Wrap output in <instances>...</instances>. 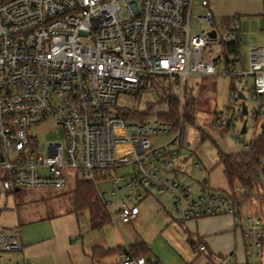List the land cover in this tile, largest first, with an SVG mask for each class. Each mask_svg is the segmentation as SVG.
Instances as JSON below:
<instances>
[{
  "label": "built area",
  "instance_id": "obj_1",
  "mask_svg": "<svg viewBox=\"0 0 264 264\" xmlns=\"http://www.w3.org/2000/svg\"><path fill=\"white\" fill-rule=\"evenodd\" d=\"M193 4L194 0H0V194L59 190L70 180H89L94 199L107 213L108 195L123 193L109 218L129 223L136 219L137 204L153 191L167 193L183 221L231 215L239 224L246 263L257 257L258 264H264V157L251 190L252 199L258 196L253 199L258 212L243 215L241 202L247 199L236 203L235 189L215 190L203 183L194 191L177 179L178 174L189 175L175 147L177 134L158 146L150 141L151 136L178 129L170 120L129 121L110 108L118 93H135L154 78H165L160 86L172 87L175 78L180 83L182 123L185 77L211 79L222 74L239 87L229 89L233 106L215 103L207 123L220 130L231 128L237 141L254 123L262 130L264 45H249L244 66L239 50L232 53L226 47L239 41V32L230 27L220 34L208 1H200L202 12L196 16ZM214 45H221L222 51L215 52ZM47 121L62 128L64 141L41 147L28 129ZM128 164L134 168L126 177L108 175ZM100 181L107 183L106 190L96 188ZM240 191L250 190L241 186ZM123 248L122 264H158ZM196 249L206 248L199 244ZM22 250L19 229L0 228V253ZM1 264L34 262L21 255Z\"/></svg>",
  "mask_w": 264,
  "mask_h": 264
},
{
  "label": "rangeland",
  "instance_id": "obj_2",
  "mask_svg": "<svg viewBox=\"0 0 264 264\" xmlns=\"http://www.w3.org/2000/svg\"><path fill=\"white\" fill-rule=\"evenodd\" d=\"M201 0H194L192 15L196 16L202 12L200 8ZM213 15L214 24L220 34L227 29L235 28L239 32V56L245 66L250 44L264 45V0H207ZM125 16L124 12L120 13ZM194 21L193 23H195ZM221 45H214L215 52L222 51ZM206 56V55H205ZM236 68L240 69V63H236ZM165 78H154L148 81L147 87L135 93H118L115 102L110 106L113 112H121L130 109L131 115H127L129 121L154 120L165 117L167 105L163 102L164 89L160 86ZM173 92L179 96L180 83L172 78ZM168 82V80L166 79ZM230 87L238 88V83L226 75L218 74L211 79L208 77L186 76L183 80L184 97L191 96L197 103V111L193 119H184L177 130L165 134H158L150 137L151 145L158 146L169 141L177 134L175 147L179 158L187 162L186 172L189 175L178 174L177 179L190 185L194 191L200 188L203 183L215 190L230 191L236 190L238 197H241V185L235 181L229 184L222 167L218 163L219 151L226 154L239 153L247 150L246 145L257 136L260 125L254 123V127L240 135L237 141L236 133L231 129L213 128L207 121L212 119L211 108L215 103H222L225 106H233L229 97ZM210 88V91L208 89ZM214 92V97L212 96ZM216 92V95H215ZM210 111V112H209ZM124 114V113H123ZM126 114V113H125ZM126 116V115H125ZM28 135L43 146L50 141H64L63 130L53 121H47L28 129ZM199 164V167L195 166ZM134 168V165L111 169L108 175L127 176ZM74 181L70 180L62 189H21L15 192L0 194V228L11 230L21 225L22 236L25 227H32L34 221L46 218L49 228L58 234V242H66L65 236L70 227L77 225L78 230L72 237V242L77 246V251L82 254L81 247L89 253V244L101 243L107 248L114 249L113 252L101 260L106 264H122L118 250L123 246H130L136 242L143 241L150 249V259H159L161 264H209L207 252L197 251L187 240L186 232L183 230L187 226L188 230L195 229L199 232H209L219 230L220 227H227V234L224 232L214 236V241H210L211 250L220 253L218 259L209 256L214 264H247L244 253V242L239 229L238 222H235L231 215L221 214L198 219L197 224L186 222L184 226L178 224L179 215L172 207L170 196L165 193L158 195L154 191L138 204L139 215L136 220L125 223L118 217L113 221L102 225L99 228L90 227V217L87 209L72 212V189ZM99 191L107 188V183L100 181L96 183ZM121 191H116L113 195H108L111 203L107 210L112 215L120 205L122 197ZM252 199L241 202L243 215L256 214L258 208L252 213L254 204ZM256 207H254L255 209ZM71 213V215H68ZM39 222V221H38ZM34 222V223H38ZM38 225V224H37ZM36 225V226H37ZM40 226V224L38 225ZM46 227V226H45ZM49 229V231H50ZM166 229V230H165ZM162 236L168 243L170 249L158 242H153L157 236ZM81 236V237H80ZM72 252V251H71ZM0 264L9 257H16V253L2 252ZM63 259V264H84V258ZM220 258V259H219ZM223 261V262H222ZM248 264H258V258L249 259Z\"/></svg>",
  "mask_w": 264,
  "mask_h": 264
},
{
  "label": "trees",
  "instance_id": "obj_3",
  "mask_svg": "<svg viewBox=\"0 0 264 264\" xmlns=\"http://www.w3.org/2000/svg\"><path fill=\"white\" fill-rule=\"evenodd\" d=\"M240 42L238 40L230 42L226 47L229 52L235 53L239 50ZM164 97L163 102L167 105V113H165V118L172 122V127L177 129L180 124V109H179V96L173 92L171 87L163 88ZM197 103L191 96L184 98V105L182 109L183 120H192L195 112L197 111ZM124 113V114H123ZM126 113V114H125ZM123 115L132 114L130 109L122 111ZM264 157V124L261 132L255 136L247 150L239 153L226 154L219 151L218 153V163L222 167L223 174L225 175L227 181L230 185L237 181L241 186H247L249 188V193H243L241 197L235 196L236 203H240L241 199H252L253 193L256 186V168L259 163V159ZM72 212H77L82 209H87L90 217V227L96 229L110 221L109 213L99 204L95 197L94 185L89 180L77 179L74 181V187L72 189ZM256 199L258 196L254 195ZM253 199L251 204L253 203ZM259 200V199H257ZM254 204V203H253ZM258 207L256 206L255 210ZM183 220H178L180 226H184ZM187 240L196 249V244L198 241L194 240L192 235L185 229ZM131 249L134 255H143L147 258L149 257L150 249L144 242H136L133 245L127 246ZM114 249H104L101 246H93L90 251V257L94 264H100V259ZM119 256L124 253V248L120 247L118 250ZM221 255V254H220ZM218 254V256H220ZM222 260L224 256L221 255ZM218 258V257H217ZM220 259V258H219Z\"/></svg>",
  "mask_w": 264,
  "mask_h": 264
},
{
  "label": "crops",
  "instance_id": "obj_4",
  "mask_svg": "<svg viewBox=\"0 0 264 264\" xmlns=\"http://www.w3.org/2000/svg\"><path fill=\"white\" fill-rule=\"evenodd\" d=\"M212 94H213L212 96L214 97V92ZM215 95H216V92H215ZM138 204H137L138 214H137L136 218L138 217V215L140 213ZM73 214H76V212H73ZM68 215H71V213H68ZM44 220H46V218H41L38 220L39 222L34 221V222H38V223L32 222V224H35L34 226L25 227L26 229L24 230V236L26 237V240L22 236L21 225L19 224L17 229H19V231H20V236H21V240L23 243V250L20 254H17L18 256L16 255L17 259H19L21 257V255H24L27 259L33 261L34 264H63L64 263L63 259L68 260V259H70L71 255H72L71 259L75 260L77 258L83 257L85 260L84 264H94L91 257H90V251H91L92 247L93 246H101L104 249H107V247H105L101 243L89 244V247H90L89 253L85 252L86 249H84L83 247L80 248L81 252L83 253V256H82V254L77 251V246L75 247V243L72 242V240H71L72 237L76 234V232L78 230L77 225L74 224L72 227L69 228L67 235L65 236L66 242L63 244L62 242H58V234L54 230H51L49 228L50 227L49 223L47 221H44ZM197 221H198V219L189 220V221H185L184 224L186 222H193V223L197 224ZM37 224L38 225L40 224V226H38ZM49 229H50V231H49ZM185 229L192 235L194 240L198 241L196 245L203 244L205 246V248H206L205 251L207 252L208 262H209V264H214V262L210 261L209 256H212V257L215 256V258L218 259L216 255H218V254L220 255V253H214L211 250L210 241L211 242L214 241V238H215L214 236H216L217 234L219 235L223 232L225 234H227V231H228L227 227H225V228L220 227L219 230H210L209 232H199L197 230L196 226H195V229H193L192 231L188 230L187 226H185ZM139 242H143V241H139ZM154 242L159 243V244H157L158 247H161L160 246V244H161V245L170 249V246L168 245V243L160 235L157 236L153 240L152 243H154ZM197 251H199V250H197ZM205 251H202V252H205ZM112 252H109L106 255H104L103 257H101L100 264H106L103 262L101 263V260H103L105 257L110 255ZM153 261L157 262L158 264H161V262L159 261L158 258L154 259Z\"/></svg>",
  "mask_w": 264,
  "mask_h": 264
},
{
  "label": "water",
  "instance_id": "obj_5",
  "mask_svg": "<svg viewBox=\"0 0 264 264\" xmlns=\"http://www.w3.org/2000/svg\"><path fill=\"white\" fill-rule=\"evenodd\" d=\"M214 34H215L214 30H212V31L210 32V35H211L212 37H214ZM243 113H245V108H244V107H243ZM244 128H245V126L243 125L242 128H241V132H244Z\"/></svg>",
  "mask_w": 264,
  "mask_h": 264
}]
</instances>
